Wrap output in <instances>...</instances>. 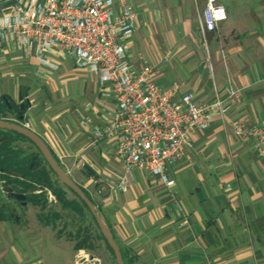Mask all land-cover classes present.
I'll list each match as a JSON object with an SVG mask.
<instances>
[{
    "label": "crops",
    "instance_id": "1",
    "mask_svg": "<svg viewBox=\"0 0 264 264\" xmlns=\"http://www.w3.org/2000/svg\"><path fill=\"white\" fill-rule=\"evenodd\" d=\"M125 2L136 11V31L124 41L131 66L146 61L153 81L177 84L178 97L190 93L198 104H227L229 90L240 89L225 116L214 110L209 126L190 134L185 160L167 170L172 185L143 170L126 177L116 133L95 134L111 126L116 101L71 56L53 52L44 64L0 37V97L27 103L21 123L89 194L125 264H264V155L229 126L264 118V0H218L227 18L205 36L197 28L204 0ZM14 3L0 0V14ZM113 9L120 12L117 1ZM4 191L0 204L12 199ZM2 212L0 264H59L60 252L50 247L59 254L49 261L29 221Z\"/></svg>",
    "mask_w": 264,
    "mask_h": 264
},
{
    "label": "built area",
    "instance_id": "2",
    "mask_svg": "<svg viewBox=\"0 0 264 264\" xmlns=\"http://www.w3.org/2000/svg\"><path fill=\"white\" fill-rule=\"evenodd\" d=\"M12 1L10 11L0 14L1 39L44 64L53 52L71 56L76 66L98 75L106 87L103 96L115 99L111 126L95 134L116 133L113 153L126 177L133 169L143 170L172 185L167 170L185 160L190 134L207 128L214 110L225 116L240 91L230 89L227 104H198L190 93L178 97L177 84L160 86L153 81L155 70L146 61L131 66L124 41L136 31V11L125 0ZM116 1L121 6L118 13L113 9ZM226 18L218 0H204L199 33L216 31ZM229 126L235 135L252 139L264 155V118L253 127L231 119ZM77 259L86 262L84 256Z\"/></svg>",
    "mask_w": 264,
    "mask_h": 264
},
{
    "label": "rangeland",
    "instance_id": "3",
    "mask_svg": "<svg viewBox=\"0 0 264 264\" xmlns=\"http://www.w3.org/2000/svg\"><path fill=\"white\" fill-rule=\"evenodd\" d=\"M198 2L200 7V1ZM8 117L12 118L9 115ZM18 146L30 147L28 143H19ZM30 150L36 153L34 148L30 147ZM41 159L39 155V160L41 161ZM71 175L75 177L74 173ZM53 182L61 188L57 180L53 179ZM62 190L68 199H76L69 190L63 187ZM34 194L37 202H39L38 205L34 203V198L30 197L23 207L10 199L1 202L0 208L6 213L12 212L15 216L21 217L22 220L29 221L28 224L33 231L42 235L46 244L45 247H48L46 255L50 258L49 261L52 260L53 254H59L50 251V247L53 248L54 246L60 252L59 264H66L68 260L71 264H116L111 250L104 239L99 237L97 225L88 213L84 212V215L79 217L71 211L63 209L49 190L37 189ZM77 233L80 236L77 237ZM87 235L89 240L85 242L84 239H87L85 238ZM83 241L86 243V247H77V243L83 244ZM78 255L84 256L86 262L78 260L77 258L81 257Z\"/></svg>",
    "mask_w": 264,
    "mask_h": 264
},
{
    "label": "trees",
    "instance_id": "4",
    "mask_svg": "<svg viewBox=\"0 0 264 264\" xmlns=\"http://www.w3.org/2000/svg\"><path fill=\"white\" fill-rule=\"evenodd\" d=\"M22 103H24L25 109L21 112L20 105H15L7 96H1L0 119L8 121L17 120L19 115L24 114L27 108L25 102ZM8 115L12 116L13 119H10ZM19 143H28L31 148L36 150V153L31 152L30 147L22 148L21 146H18ZM39 155L40 154L36 147L25 137L11 131L0 130V186L5 189L11 188L17 193L25 194V203L17 202L22 205L27 204L30 197L34 198V203L38 205L39 202H37L36 197L34 196L35 190H49L56 197L63 209L69 210L79 217H82L84 212H86L92 221L96 223L86 205L73 192L72 193L76 199L70 200L67 198L65 192L62 190V187L65 189L67 188L57 179L43 158L41 157V161L39 160ZM35 163H37V165H35ZM53 179L57 180V183L61 186V188L54 184ZM82 190L91 200L86 190L83 188ZM2 211L3 210L0 208V220L5 218ZM98 235L103 238L99 231ZM78 236L80 235L77 233V237ZM85 238H87L84 239L85 242L86 240H89L88 235ZM85 242L83 241V244L77 243V247H86ZM111 253L113 254L112 250Z\"/></svg>",
    "mask_w": 264,
    "mask_h": 264
},
{
    "label": "water",
    "instance_id": "5",
    "mask_svg": "<svg viewBox=\"0 0 264 264\" xmlns=\"http://www.w3.org/2000/svg\"><path fill=\"white\" fill-rule=\"evenodd\" d=\"M22 99V97H21ZM27 105V103H25ZM21 112L24 111L25 105L24 103L20 104ZM24 119V115L20 114L17 120L8 121L4 119H0V130L11 131L17 133L26 139H28L38 150L40 156L47 163L51 171L55 174L57 179L71 192H73L88 208L90 214L94 217L96 225L99 229L100 234L103 236L104 240L112 250L114 254V259L116 264H125L121 250L114 239L113 233L106 223L105 217L101 213V211L96 207V205L86 196L82 188L76 184L68 172L59 164V162L53 156L51 150L43 141V139L30 130L28 127L23 125L21 122ZM37 165V163H35ZM83 168L93 174V171L87 165H84ZM5 192L8 196L16 201L25 203L26 196L22 193H17L13 191L11 188H6Z\"/></svg>",
    "mask_w": 264,
    "mask_h": 264
},
{
    "label": "flooded vegetation",
    "instance_id": "6",
    "mask_svg": "<svg viewBox=\"0 0 264 264\" xmlns=\"http://www.w3.org/2000/svg\"><path fill=\"white\" fill-rule=\"evenodd\" d=\"M20 203H22V202H20Z\"/></svg>",
    "mask_w": 264,
    "mask_h": 264
}]
</instances>
